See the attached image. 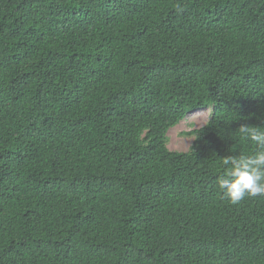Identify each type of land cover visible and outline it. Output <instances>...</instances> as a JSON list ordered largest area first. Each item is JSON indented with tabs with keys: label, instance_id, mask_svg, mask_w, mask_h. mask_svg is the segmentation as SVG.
<instances>
[{
	"label": "trees",
	"instance_id": "trees-1",
	"mask_svg": "<svg viewBox=\"0 0 264 264\" xmlns=\"http://www.w3.org/2000/svg\"><path fill=\"white\" fill-rule=\"evenodd\" d=\"M241 125L264 0H0V264H264V196L218 185Z\"/></svg>",
	"mask_w": 264,
	"mask_h": 264
},
{
	"label": "clouds",
	"instance_id": "clouds-1",
	"mask_svg": "<svg viewBox=\"0 0 264 264\" xmlns=\"http://www.w3.org/2000/svg\"><path fill=\"white\" fill-rule=\"evenodd\" d=\"M240 134L256 145V151L249 156L223 158L228 168L225 177L218 180L219 188L233 205L245 197L264 196V131L239 127Z\"/></svg>",
	"mask_w": 264,
	"mask_h": 264
},
{
	"label": "rangeland",
	"instance_id": "rangeland-1",
	"mask_svg": "<svg viewBox=\"0 0 264 264\" xmlns=\"http://www.w3.org/2000/svg\"><path fill=\"white\" fill-rule=\"evenodd\" d=\"M211 115V108L193 113L188 115L178 126L171 129L167 134L169 150L173 152H188L196 137H186L185 133L203 128L209 122Z\"/></svg>",
	"mask_w": 264,
	"mask_h": 264
}]
</instances>
